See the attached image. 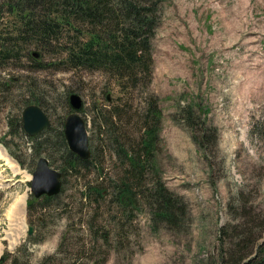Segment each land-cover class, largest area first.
Here are the masks:
<instances>
[{"label": "rangeland", "instance_id": "374dc122", "mask_svg": "<svg viewBox=\"0 0 264 264\" xmlns=\"http://www.w3.org/2000/svg\"><path fill=\"white\" fill-rule=\"evenodd\" d=\"M2 1L7 0H0L5 37L15 21ZM18 54V63L0 69V264H221L220 228L227 242L236 234L235 224L249 222L252 233L264 227V217L251 221V213L264 211V0H164L151 38L150 80H139L125 95L102 72L32 68L27 52ZM59 58L52 48L43 51L45 64ZM74 93L83 101L79 114L88 124L95 157L89 170L67 171L58 197L41 202L28 183L39 157H31L23 134H9V121L20 118L24 102L34 97L55 134L71 112L68 96ZM120 96L117 128L128 152L137 144L147 101L153 98L162 113L155 169L143 177L127 173L120 146L109 136L113 126L99 129L98 119L113 113ZM184 109L191 110V121ZM203 133L209 141L200 148L194 138L199 142ZM55 145L40 157L62 172ZM155 176L186 203L181 232L164 225L153 230L141 203L121 213L112 202L115 184L124 180L135 189ZM86 186H99L105 197L84 199ZM20 199L25 203L15 223L10 209Z\"/></svg>", "mask_w": 264, "mask_h": 264}, {"label": "trees", "instance_id": "16d2710c", "mask_svg": "<svg viewBox=\"0 0 264 264\" xmlns=\"http://www.w3.org/2000/svg\"><path fill=\"white\" fill-rule=\"evenodd\" d=\"M164 0H7V14L15 21L13 32L5 37L0 33V69L6 64L21 60L18 52H27L32 68L56 67L63 65L66 69L76 72H102L117 81L121 95L135 88L141 79L147 82L151 77V38L159 21L160 6ZM2 6V5H1ZM32 47V50H28ZM52 48L60 56V61L45 64L42 61L43 51ZM33 54H37L34 57ZM4 84V83H3ZM6 86V85H5ZM109 99L108 97L106 98ZM121 96L113 113L99 120L100 131L105 126H113L109 136H113L116 145L120 146L118 155L128 163L127 173L131 176L143 177L147 169H155V153L159 142V126L162 118L161 110L156 101H147L143 111L144 123L136 135V146L120 144L117 125L120 123ZM36 105L44 112L41 100L30 98L24 102V107ZM69 106V105H68ZM70 108V107H69ZM186 118L191 121V110L184 109ZM99 112L97 116L99 118ZM63 123L61 129L53 134L49 127L35 137L27 136L22 128L21 117L9 121V134H23L32 149L31 157H40L41 152L49 147L55 151L56 143L62 153L63 175L69 171L78 173L79 169L89 170L95 157V151H90L88 159L82 160L69 151L64 135ZM107 135V132L104 133ZM103 137V135H101ZM112 139V138H111ZM196 144L201 148L209 136L204 133ZM55 143V144H54ZM215 143V138L213 140ZM10 156L22 166V162L11 152ZM23 167V166H22ZM143 190H140L142 189ZM109 193L114 204L121 213L136 210L140 203L149 213L151 227L156 230L164 225L171 231L181 232L188 220L187 206L183 198L166 187L160 177L155 176L150 185L133 189L128 181L115 184ZM87 190V192H86ZM84 199L91 195L104 198L106 191L102 188L86 186L82 192ZM0 193V199H1ZM54 197H41V202H50ZM28 201L27 210L33 204ZM29 213V212H28ZM264 217V211L251 213V221ZM236 234L227 242L223 239L225 228L218 232V242L221 248V264H264V227L252 233L249 222L231 226Z\"/></svg>", "mask_w": 264, "mask_h": 264}, {"label": "water", "instance_id": "95a60500", "mask_svg": "<svg viewBox=\"0 0 264 264\" xmlns=\"http://www.w3.org/2000/svg\"><path fill=\"white\" fill-rule=\"evenodd\" d=\"M33 56L37 57V54H33ZM68 103L71 112L67 114L63 122L64 139L69 151L76 154L80 159L86 160L91 153L87 131L88 124L79 114L83 108V101L79 95L74 93L68 96ZM21 122L24 133L29 137H35L51 126L46 113L36 105H28L23 108ZM28 182L30 194L36 199L42 196H57L62 186L61 173L53 169L45 157L38 158ZM32 232L33 228L28 226L27 234L31 235ZM10 233L12 232L8 230V235H11ZM1 261L3 258H0Z\"/></svg>", "mask_w": 264, "mask_h": 264}, {"label": "bare ground", "instance_id": "6f19581e", "mask_svg": "<svg viewBox=\"0 0 264 264\" xmlns=\"http://www.w3.org/2000/svg\"><path fill=\"white\" fill-rule=\"evenodd\" d=\"M71 152V151H70ZM74 154V153H73ZM76 155V154H75ZM77 156V155H76ZM0 157L1 158H3V155L0 153ZM25 200L24 199H20V200H18L17 201V203H15V205L13 206V208H11L10 209V211H11V216H12V220L15 222V223H18V221L20 220V216H22V210H21V207H23V205H24V202ZM12 235H13V232H12ZM11 235V238L13 237ZM8 236H10V235H8ZM18 236H20V235H18ZM16 238H18V237H16ZM9 239H10V237H9Z\"/></svg>", "mask_w": 264, "mask_h": 264}]
</instances>
